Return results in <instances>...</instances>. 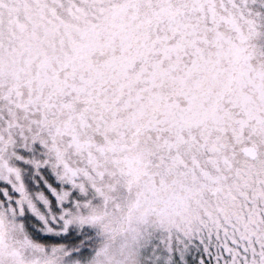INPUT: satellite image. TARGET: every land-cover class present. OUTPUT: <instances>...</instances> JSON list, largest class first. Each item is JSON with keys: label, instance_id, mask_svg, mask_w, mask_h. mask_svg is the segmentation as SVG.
Here are the masks:
<instances>
[{"label": "snow or ice", "instance_id": "snow-or-ice-1", "mask_svg": "<svg viewBox=\"0 0 264 264\" xmlns=\"http://www.w3.org/2000/svg\"><path fill=\"white\" fill-rule=\"evenodd\" d=\"M0 264H264V0H0Z\"/></svg>", "mask_w": 264, "mask_h": 264}]
</instances>
